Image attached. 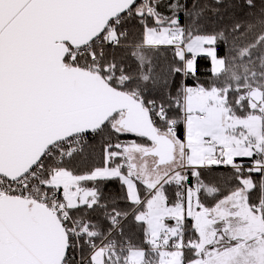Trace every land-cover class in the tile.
<instances>
[{"label":"snow or ice","instance_id":"snow-or-ice-1","mask_svg":"<svg viewBox=\"0 0 264 264\" xmlns=\"http://www.w3.org/2000/svg\"><path fill=\"white\" fill-rule=\"evenodd\" d=\"M0 264H264V0H0Z\"/></svg>","mask_w":264,"mask_h":264},{"label":"trees","instance_id":"trees-1","mask_svg":"<svg viewBox=\"0 0 264 264\" xmlns=\"http://www.w3.org/2000/svg\"><path fill=\"white\" fill-rule=\"evenodd\" d=\"M198 63L200 64V67L202 69L210 66L209 62L203 57H198ZM206 78H207L206 76H202V79H206ZM189 83H191V81H189ZM108 187L112 188V189H117L118 188V182H113V183L109 184Z\"/></svg>","mask_w":264,"mask_h":264}]
</instances>
